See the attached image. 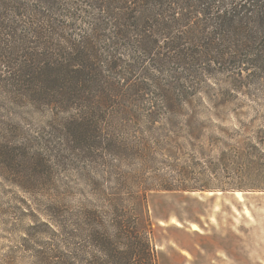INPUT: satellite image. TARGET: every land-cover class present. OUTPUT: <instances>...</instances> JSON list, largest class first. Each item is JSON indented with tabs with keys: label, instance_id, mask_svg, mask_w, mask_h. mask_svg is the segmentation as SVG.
Segmentation results:
<instances>
[{
	"label": "trees",
	"instance_id": "obj_1",
	"mask_svg": "<svg viewBox=\"0 0 264 264\" xmlns=\"http://www.w3.org/2000/svg\"><path fill=\"white\" fill-rule=\"evenodd\" d=\"M256 70L264 71V0H0L1 108L53 117L24 140L28 130L3 114L0 192L13 195L9 204L17 198L10 188L32 194L44 187L33 169L47 165L54 142L64 143L110 177L107 185L92 183L103 205L83 212L82 222L72 214L59 223L65 246L83 230L86 245L113 257L109 264H159L149 192L207 187L190 184L186 161L150 177L144 170L154 168L155 154L177 160L190 146L203 155L210 126L202 117L210 121L231 103L198 96L205 76ZM132 158L142 161L140 170L120 171ZM22 211L16 204L2 210L14 213L18 227ZM71 253L62 251L59 264H76ZM6 256L0 264H13Z\"/></svg>",
	"mask_w": 264,
	"mask_h": 264
},
{
	"label": "rangeland",
	"instance_id": "obj_2",
	"mask_svg": "<svg viewBox=\"0 0 264 264\" xmlns=\"http://www.w3.org/2000/svg\"><path fill=\"white\" fill-rule=\"evenodd\" d=\"M205 77L198 96L204 101L226 99L231 103L219 116L211 115L210 121L202 117L210 126L200 144L203 155L199 147L190 146L177 160L155 154L154 168L146 166L144 176L171 172L170 165L186 161L194 172L190 184L207 188L149 192L152 243L159 264H264V147L259 144L264 141V71L216 72ZM31 110L21 118L7 114L0 105V121L5 115L9 122L24 126L28 130L24 140H28L47 128L53 118L50 111ZM138 131L131 133L133 137ZM144 135L150 139L149 133ZM252 144L259 149H253ZM54 145L46 152L47 165L33 169L37 172L34 179L44 187L32 194L10 188L17 198L9 204L13 195L0 192V262L9 254L13 264H59L56 257L69 250L76 264H109L113 257L86 245L83 230L75 243L66 247L65 231L59 223L72 214L82 222L83 212L103 205L92 183L107 185L110 177L103 168L95 171L90 164L84 165L68 145ZM141 166L140 159L132 158L120 165V171L132 173ZM11 204L23 209L19 227L13 212H2ZM23 237L26 247L21 245Z\"/></svg>",
	"mask_w": 264,
	"mask_h": 264
},
{
	"label": "crops",
	"instance_id": "obj_3",
	"mask_svg": "<svg viewBox=\"0 0 264 264\" xmlns=\"http://www.w3.org/2000/svg\"><path fill=\"white\" fill-rule=\"evenodd\" d=\"M164 221H167V220H164Z\"/></svg>",
	"mask_w": 264,
	"mask_h": 264
},
{
	"label": "bare ground",
	"instance_id": "obj_4",
	"mask_svg": "<svg viewBox=\"0 0 264 264\" xmlns=\"http://www.w3.org/2000/svg\"><path fill=\"white\" fill-rule=\"evenodd\" d=\"M239 193V192H238Z\"/></svg>",
	"mask_w": 264,
	"mask_h": 264
}]
</instances>
